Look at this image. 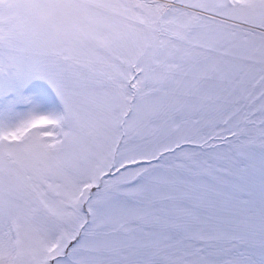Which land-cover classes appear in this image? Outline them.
<instances>
[{
    "label": "snow or ice",
    "instance_id": "1",
    "mask_svg": "<svg viewBox=\"0 0 264 264\" xmlns=\"http://www.w3.org/2000/svg\"><path fill=\"white\" fill-rule=\"evenodd\" d=\"M0 264H264V0H0Z\"/></svg>",
    "mask_w": 264,
    "mask_h": 264
}]
</instances>
